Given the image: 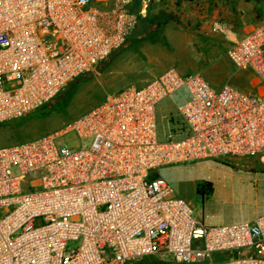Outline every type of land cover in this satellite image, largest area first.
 <instances>
[{"label": "built area", "instance_id": "built-area-1", "mask_svg": "<svg viewBox=\"0 0 264 264\" xmlns=\"http://www.w3.org/2000/svg\"><path fill=\"white\" fill-rule=\"evenodd\" d=\"M159 1L0 0V125L91 73ZM226 57L256 77L258 93L167 68L59 130L0 147V264H264V213L204 226L155 172L225 157L264 163V22ZM181 89L189 98L161 141L155 107Z\"/></svg>", "mask_w": 264, "mask_h": 264}, {"label": "rangeland", "instance_id": "rangeland-1", "mask_svg": "<svg viewBox=\"0 0 264 264\" xmlns=\"http://www.w3.org/2000/svg\"><path fill=\"white\" fill-rule=\"evenodd\" d=\"M183 1L179 8L167 7L161 1L148 5L122 48L91 73L70 82L46 106L1 124L0 147L59 130L108 95L129 85L142 86L167 68L182 74L199 73L212 89L229 84L246 94L258 93L262 86L256 77L250 71L234 69L226 52L244 34L247 24L257 25L256 12L264 21V0ZM90 5L93 4L86 7ZM188 98L181 89L156 105L159 140L165 138L168 120H177V106ZM63 141L71 146L77 139L67 136ZM82 144L86 147L88 140ZM155 172L168 182L177 198L190 206L192 217L204 226L250 222L264 213V163L258 157L206 159L161 167ZM206 184L212 192H198ZM240 254L234 252L232 257ZM130 264L175 263L147 257Z\"/></svg>", "mask_w": 264, "mask_h": 264}, {"label": "crops", "instance_id": "crops-1", "mask_svg": "<svg viewBox=\"0 0 264 264\" xmlns=\"http://www.w3.org/2000/svg\"><path fill=\"white\" fill-rule=\"evenodd\" d=\"M161 1V3H163L165 6H167V7H177V8H179V7H181V6H183V0H160ZM233 2H235V0H232L231 1V3H233ZM155 4V3H154ZM146 12V11H145ZM257 17V15L255 14V20H256V22H257V25H261L264 21H262L261 22V19L259 18V19H257L256 18ZM259 17V16H258ZM261 22V23H260ZM257 25H253V24H247V26L243 29V35L240 37V38H238V39H236L235 41H237V40H239V39H241V38H243L246 34H248V33H250L253 29H255V28H257L258 26ZM247 28H249L248 30H246ZM242 33V32H241ZM234 41V42H235ZM231 46V45H230Z\"/></svg>", "mask_w": 264, "mask_h": 264}, {"label": "trees", "instance_id": "trees-1", "mask_svg": "<svg viewBox=\"0 0 264 264\" xmlns=\"http://www.w3.org/2000/svg\"><path fill=\"white\" fill-rule=\"evenodd\" d=\"M198 192H201L203 194H205V193H211L212 192V189H211V187H210L209 184H206L204 186L199 187Z\"/></svg>", "mask_w": 264, "mask_h": 264}, {"label": "water", "instance_id": "water-1", "mask_svg": "<svg viewBox=\"0 0 264 264\" xmlns=\"http://www.w3.org/2000/svg\"><path fill=\"white\" fill-rule=\"evenodd\" d=\"M256 15H257V17H256V18H257V19H259L257 12H256Z\"/></svg>", "mask_w": 264, "mask_h": 264}]
</instances>
